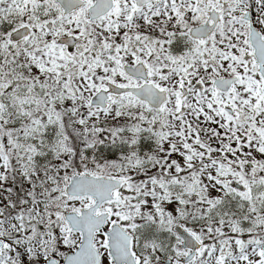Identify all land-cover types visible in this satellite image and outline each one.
<instances>
[{
    "label": "snow or ice",
    "instance_id": "snow-or-ice-1",
    "mask_svg": "<svg viewBox=\"0 0 264 264\" xmlns=\"http://www.w3.org/2000/svg\"><path fill=\"white\" fill-rule=\"evenodd\" d=\"M0 264H264V0H0Z\"/></svg>",
    "mask_w": 264,
    "mask_h": 264
}]
</instances>
